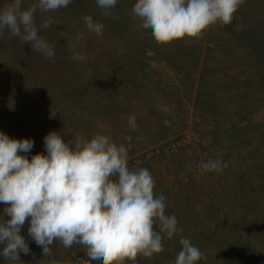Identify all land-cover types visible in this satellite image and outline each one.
I'll return each instance as SVG.
<instances>
[{
  "label": "rangeland",
  "instance_id": "obj_1",
  "mask_svg": "<svg viewBox=\"0 0 264 264\" xmlns=\"http://www.w3.org/2000/svg\"><path fill=\"white\" fill-rule=\"evenodd\" d=\"M9 2L0 0V9ZM35 2L24 0L22 7ZM134 3L118 0L109 17L95 0H72L53 13L38 10V27L44 18L54 20L40 32L55 48L53 59L5 30L0 132L32 140L31 151L21 153L29 159L46 154L50 132L65 142L108 135L126 147L130 168L149 169L182 232L164 240L162 253L136 264H174L181 236L206 255L198 264H264V0H245L231 24L216 25L200 39L169 44L137 27ZM86 15L103 23L102 35L87 30ZM70 46L86 59L74 62ZM216 158L227 165L223 171L200 166ZM4 207L0 215L8 220ZM28 227L21 235L30 251L20 252L17 264L86 259L81 246L64 248L59 241L44 256ZM0 264L10 262L0 256Z\"/></svg>",
  "mask_w": 264,
  "mask_h": 264
},
{
  "label": "clouds",
  "instance_id": "obj_2",
  "mask_svg": "<svg viewBox=\"0 0 264 264\" xmlns=\"http://www.w3.org/2000/svg\"><path fill=\"white\" fill-rule=\"evenodd\" d=\"M72 0H36L26 9L24 0H10L0 9V35L7 30L22 45L47 59L55 48L43 36L54 20L44 18L37 26L36 13L58 12ZM101 14L111 16L118 0H95ZM245 0H135L131 9L138 28L149 31L158 44L184 39H200L216 25L232 23ZM89 32L102 35L104 25L91 15L82 17ZM71 59L86 57L70 46ZM167 111V108L162 109ZM165 121V124H168ZM128 126L137 125L130 116ZM130 139V138H128ZM46 154L29 159L34 142L17 140L0 132V256L17 264L19 253L30 249L21 235L28 223V235L51 256V246L59 241L64 248L85 249L77 264H136L140 257L152 258L164 251V240L182 232L175 215L166 212V197L156 193V180L147 168H130L125 146L108 135L90 139L76 135L65 142L59 132L44 137ZM206 171H223L227 165L216 158L202 162ZM174 264H198L206 255L184 236ZM52 264H57L55 260Z\"/></svg>",
  "mask_w": 264,
  "mask_h": 264
}]
</instances>
